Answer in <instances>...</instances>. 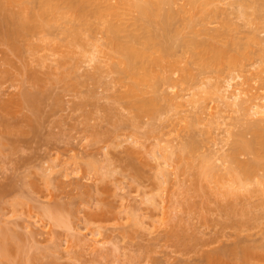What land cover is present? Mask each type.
<instances>
[{
  "label": "rangeland",
  "instance_id": "obj_1",
  "mask_svg": "<svg viewBox=\"0 0 264 264\" xmlns=\"http://www.w3.org/2000/svg\"><path fill=\"white\" fill-rule=\"evenodd\" d=\"M173 1L161 12L175 13L169 36L159 17L123 0H92L81 18L61 2L64 17L49 14L18 37L21 54L0 34V241L25 238L0 264H264V151L237 155L261 166L228 191L232 148L252 139L250 124L264 126L252 112L264 105V0ZM40 7L31 0L26 11ZM114 37L149 43L134 76ZM191 40L237 43L246 54L231 64ZM164 76L170 83L154 86ZM234 90L241 96L229 106ZM189 140L190 157L165 164V151L179 154ZM208 164L216 175L200 180Z\"/></svg>",
  "mask_w": 264,
  "mask_h": 264
},
{
  "label": "bare ground",
  "instance_id": "obj_2",
  "mask_svg": "<svg viewBox=\"0 0 264 264\" xmlns=\"http://www.w3.org/2000/svg\"><path fill=\"white\" fill-rule=\"evenodd\" d=\"M31 0H0V13H1V15H2V19H1V21H0V34H1V36L3 37V39H1V40H3L4 41V39L7 41V43H9L10 45H11V49L13 48L14 50H16L17 51V53L19 54L20 52H21V49H23V48H21L20 46V44L18 43V37L20 38L21 36H23V35H25V34H27V33H30V32H32L33 30H34V26L32 25V23L33 22H35V21H37V20H39V19H41V18H45V17H47L49 14H52V15H62L63 13V17L65 16V12L63 11V9H62V7H61V5H60V3L61 2H64L65 4H66V6L68 7V9H69V11H71L72 13H74L77 17H83L84 15H85V10H86V7L88 6V4L89 3H91V1L92 0H41V7H40V10L39 11H37V12H34V13H31V14H29V12L28 11H26L27 10V4L30 2ZM118 1V0H117ZM119 1H121V0H119ZM123 2H126L128 5H129V7H132V8H135L136 10H138V11H140L143 15H145L146 17H147V19H149V20H152V18L153 17H159L160 18V24H161V26H162V28H163V31H164V36H169V34H170V30H169V25H170V23H171V21H172V19L174 18V12L173 11H171V10H168V11H166L165 13H161L162 11H163V9L165 8V4H167V3H169V4H171V3H173L174 1L173 0H158V2L157 1H154V2H151V0H147V1H143V2H141L140 0H123ZM195 1H192V5H195ZM174 4V3H173ZM18 6V5H20L21 7H20V10L19 9H17L18 11H12V9L10 8L11 6ZM19 7V6H18ZM128 7V6H127ZM110 8V7H109ZM15 9V8H14ZM111 9V8H110ZM110 9H108V10H110ZM16 10V9H15ZM112 11V10H111ZM118 11V10H117ZM28 12V13H27ZM113 13H115V11H112ZM73 14V15H74ZM102 14V13H101ZM242 14L243 15H245L243 12H242ZM103 15V14H102ZM101 15V16H102ZM46 21V20H45ZM38 22V21H37ZM2 24H4L6 27H5V29H2L1 27H2ZM230 26V25H229ZM35 31V30H34ZM222 31V30H221ZM218 32V31H217ZM70 33H72L71 31H70ZM73 33H74V36L78 33V32H76L75 33V29L73 30ZM216 33V32H215ZM73 35V34H72ZM71 35V36H72ZM78 38H79V34H77L76 35ZM75 36V37H76ZM217 36H219V34L217 35ZM257 36V35H256ZM256 36H255V39L257 40V38H256ZM25 37V36H24ZM211 37H213V36H211ZM254 37V36H253ZM72 38H74V37H72ZM260 38V37H259ZM20 39H22V38H20ZM82 39V40H81ZM214 39V38H213ZM72 40V42H71V45H73L74 44V47H76V45L75 44H77V43H75V39H71ZM80 40L81 41H84L83 40V38H81L80 37ZM79 40V41H80ZM136 40V39H135ZM73 41H74V43H73ZM77 41V40H76ZM69 42V43H70ZM85 42V41H84ZM84 42H81V43H84ZM191 42V44H203V45H205L206 46V48L208 49V50H210L211 52H213V54H214V57L215 58H222V57H227V58H229V61H230V63L231 64H236V63H239V61H240V59L242 60V58H244V56H245V52L244 51H242L243 50V48H242V45H239V48H237V47H235V46H238V44L237 43H235V44H228V45H226V46H219V45H216V44H214V42L212 41V42H203V43H200V42H197V41H195V40H191L190 41ZM262 42V41H261ZM6 43V44H7ZM21 43V42H20ZM149 43L147 42L146 43V46H145V48H137V47H135L134 45H133V43L131 42V43H119L118 41H117V39L114 37V40H113V48H114V51L117 53V54H119L120 55V57H121V59H119V60H121L123 63H124V65H126V67H127V69L125 70L127 73H129V74H132V76H134V73H135V70L137 69V67H138V64L141 62V61H143L145 58H146V48H147V45H148ZM237 44V45H236ZM66 47V46H65ZM235 47V48H234ZM34 48V47H33ZM73 49H75V48H73ZM76 50V49H75ZM64 51V50H63ZM114 51H113V53H114ZM172 51H173V47L172 46H169L168 48H167V50H166V55L167 56H169V55H171L172 54ZM65 52V51H64ZM77 52H79V51H77ZM76 52V53H77ZM73 52H71V54H72ZM80 53V52H79ZM78 53V54H79ZM111 53H112V51H111ZM112 53V54H113ZM21 54V53H20ZM22 54H23V51H22ZM68 53H66V55H67ZM74 54V53H73ZM62 55V54H61ZM70 54H68V56H69ZM77 55V54H76ZM79 55H81V54H79ZM84 55V54H83ZM114 55H115V53H114ZM67 56V57H68ZM74 56V55H73ZM82 56V55H81ZM86 56V55H85ZM65 58V59H69V58ZM70 57V56H69ZM76 57H78V56H76ZM117 57H118V55H117ZM79 58V57H78ZM81 58V57H80ZM79 58V59H80ZM83 58H84V56H83ZM71 59H72V57H71ZM98 59V58H97ZM73 60V59H72ZM71 60V61H72ZM81 60H82V58H81ZM98 61V60H97ZM67 62V61H66ZM65 62V63H66ZM79 62V61H78ZM86 62V61H85ZM89 62V61H88ZM76 63V62H75ZM153 65H156V66H161V68H163V69H165L164 67H165V65L162 63L161 64V61L160 60H154L153 62ZM60 64V63H59ZM58 64V65H59ZM62 65V64H61ZM70 65V64H69ZM71 65H72V62H71ZM70 65V66H71ZM69 66V67H70ZM61 67V66H60ZM63 67H65V66H63ZM67 67V66H66ZM75 67L77 68V65H75ZM114 67V65L112 66V68ZM167 67V66H166ZM73 68V67H72ZM99 68V67H98ZM114 68H116V67H114ZM59 69V68H58ZM99 69H101V68H99ZM149 69H145V71H148ZM64 71V70H63ZM62 72V71H61ZM66 72V71H65ZM64 72V73H65ZM149 72V71H148ZM63 73V72H62ZM68 74H66V76H67ZM90 75H92V74H90ZM98 75H99V73H98ZM52 76V75H51ZM89 76V75H88ZM38 77V76H37ZM54 77V76H53ZM234 79V78H233ZM56 80V79H55ZM140 80H142V79H140ZM151 80H153V79H151ZM172 80V78H171V76H164V77H162L161 79H159L158 81H155V83H154V86H156V85H158V83H162L163 82V84H167V83H170V81ZM41 81H43V80H41ZM57 81V80H56ZM60 81H63L62 79L60 80ZM137 81V80H136ZM231 81V80H230ZM233 81V80H232ZM38 83V82H37ZM138 83H140L139 81H137L136 83H135V85L133 86L134 88L132 89V93H135V92H137L140 88H137L138 87ZM230 84V83H229ZM236 84V83H235ZM234 85V84H233ZM230 86H231V84H230ZM236 90H238V89H236ZM139 92V91H138ZM227 94V93H226ZM243 94V93H242ZM136 95V94H135ZM182 95H184V94H182ZM181 96V95H180ZM241 96V94H240V92H236L235 90L232 92V94H231V98H232V101L230 102V103H228V105L229 104H238L237 103V98H239ZM242 98V97H241ZM183 99V98H182ZM227 99H229V98H227ZM258 99V98H257ZM251 100V99H250ZM248 102V101H247ZM144 103H146V104H148L147 102H144ZM224 104L226 103V102H223ZM133 104H135L136 105V103H133ZM132 104V105H133ZM151 103L149 102V105H150ZM180 104V103H179ZM192 104V103H191ZM248 104H250V103H248ZM256 104V103H255ZM141 106H143V105H141ZM230 106V105H229ZM234 106V105H233ZM239 106V109H243L244 108V110H249L248 112L250 113V110L254 107V110L252 111V112H254L253 113V115H264V105H261L260 106V104H259V106H258V104H256L255 106H252V108H245L244 106H243V104L241 103V104H239L238 105ZM249 106V105H248ZM144 107H145V105H144ZM142 109H144V108H142ZM226 109V108H225ZM229 109V108H228ZM238 109V108H237ZM144 110H146V109H144ZM204 110V109H203ZM202 112V111H201ZM230 112V111H229ZM243 112V111H242ZM203 113H205V111L203 112ZM249 113H247V114H249ZM200 114V113H199ZM252 114V113H251ZM244 115H245V111H244ZM259 115V116H260ZM221 116V115H220ZM227 116V115H226ZM248 116V115H247ZM222 117V116H221ZM243 117V116H242ZM197 118V117H196ZM225 118V117H224ZM221 119H223V117L221 118ZM240 119V118H239ZM195 120H199V118H197V119H195ZM236 121V120H235ZM235 121L233 122V124L235 123ZM197 122V121H196ZM195 121H194V123H196ZM259 122V121H258ZM224 123V122H223ZM239 123V122H238ZM237 123V124H238ZM197 124V123H196ZM226 124V123H225ZM232 123H231V125H233ZM260 124H262V122L261 123H252V124H250V126L248 127V132H251V133H253V137H252V139H250V140H241L240 142H237L236 144H235V146L232 148V151H231V153H230V163L231 164H233V165H231V167H229L228 169V173L229 174H231V176L232 177H230L231 179H230V187L232 188V185L233 184H235L236 183V185L237 184H240L242 181H244V180H249V178L251 179V177L254 175V173H255V170L257 169V168H259L261 165H260V162L259 161H254V160H247V161H241L239 158H238V156H239V154H243V153H251V152H253V153H261V151H264V126L263 125H260ZM121 125V124H120ZM230 125V124H229ZM235 125H236V123H235ZM226 126V125H225ZM117 127V126H116ZM119 128V127H118ZM148 133V132H147ZM151 134H152V131H151ZM149 135V134H148ZM146 136V135H145ZM193 136V135H192ZM140 140V139H139ZM196 143L197 142H194L193 140H189V141H185L184 143H183V146H181V148H180V152H179V154H178V151L176 150L175 152H173L174 150H172L170 153L171 154H168L169 153V150L167 151V154H166V151H165V153H164V155H166L164 158H166V160L167 161H165L166 163L165 164H167V162H170V161H168V159H170L171 160V156L174 158V154H176V157L178 158V155H179V159L181 158H183L184 156H185V152L186 151H188L189 153H186V156H189L190 157V155H187V154H190L191 153V150H193L194 148H195V146H196ZM257 145H259V146H257ZM121 146V145H120ZM124 147V146H123ZM132 148V147H131ZM130 148V149H131ZM135 148V147H134ZM160 149V148H159ZM161 149H163L162 147H161ZM166 149H167V147H166ZM169 149V148H168ZM172 149H173V147H172ZM155 151V150H154ZM157 151V150H156ZM164 151V150H163ZM156 154H158L157 152H155V155ZM192 154V153H191ZM259 154H257V155H259ZM154 155V154H153ZM163 155V154H162ZM174 155V156H173ZM182 155H183V157H182ZM238 155V156H237ZM159 156H160V154H159ZM156 157V156H155ZM155 157H153V158H155ZM161 157V156H160ZM162 157V158H163ZM207 157V156H206ZM208 157H210V156H208ZM211 157H212V155H211ZM219 157V156H218ZM162 158H160V159H162ZM172 158V159H173ZM220 158V157H219ZM228 158V157H227ZM226 158V159H227ZM175 159V158H174ZM173 159V160H174ZM180 159V160H181ZM186 159V158H185ZM189 159V158H188ZM163 160V159H162ZM183 160H184V158H183ZM182 160V161H183ZM174 161H177V159H175ZM181 161V162H182ZM207 161L209 162V159H207ZM211 161V160H210ZM217 161H219V160H217ZM217 161H215V162H217ZM228 161V162H229ZM160 162V161H159ZM173 162V161H172ZM171 162V163H172ZM180 161H179V164L181 163ZM187 162V161H186ZM203 162L206 164L207 162H206V160H203ZM174 163V162H173ZM212 163H213V161H212ZM229 163V164H230ZM162 164V163H161ZM160 164V165H161ZM164 164V163H163ZM169 164V163H168ZM178 164V165H179ZM181 164H183V163H181ZM190 164V163H189ZM209 164H210V162H209ZM202 165L203 167L200 169V171H198V173H197V177H199V179L201 180V178L203 179V181H204V179H205V177L203 178L202 176H210L211 177V175H216L215 174V168L213 167V166H211V165ZM170 165V164H169ZM168 165V166H169ZM172 165V164H171ZM177 165V164H176ZM186 165V164H185ZM185 165L183 166V165H181L182 166V168L184 167V169L186 170L187 168H189L190 167V165L186 168L185 167ZM187 165H188V163H187ZM167 166V165H166ZM181 166H179V167H181ZM177 167V166H176ZM160 169H161V167H160ZM169 169H170V166H169ZM163 175L162 176H168V174L166 173V171H168V170H166V168L165 167H163ZM178 170V169H177ZM220 172V171H219ZM158 173H160V172H158ZM173 174H174V172H173ZM158 175V174H157ZM217 175H218V173H217ZM170 177V176H169ZM178 177V176H177ZM218 177V176H217ZM209 178V177H208ZM216 178V177H215ZM226 178H227V176H226ZM198 179V180H199ZM222 179H224V176L222 177V175H220L219 176V180L221 181ZM199 180V181H200ZM216 180V179H215ZM226 180V179H225ZM228 180V179H227ZM195 181V180H194ZM208 181H210V180H208ZM220 181H218V183L220 182ZM223 181V180H222ZM215 182V181H214ZM167 183V182H166ZM216 183V182H215ZM224 183H225V181H224ZM229 183V182H228ZM233 183V184H232ZM201 184V183H200ZM203 184V183H202ZM220 184V183H219ZM178 185V184H177ZM182 185V184H181ZM184 185V184H183ZM217 185V184H216ZM221 185V184H220ZM259 185H260V183H259ZM262 185V184H261ZM176 186V185H175ZM202 186V189H203V185H201ZM182 187V186H181ZM200 187V186H199ZM222 187H223V185H222ZM225 187V186H224ZM240 187V186H239ZM229 189V187H228V191H230V193L231 192H235L236 191V188H232V189ZM184 189H185V187H184ZM201 189V188H200ZM206 189V188H205ZM209 189V188H208ZM186 190V189H185ZM212 190V189H211ZM237 190H238V188H237ZM247 190V189H246ZM249 190H251V189H249ZM210 191V190H209ZM228 191H226V192H228ZM206 192V191H205ZM221 192V191H220ZM237 192V191H236ZM250 192V191H249ZM208 193V192H207ZM210 193V192H209ZM237 193H239V192H237ZM217 194V193H216ZM222 194H224V192L222 193ZM234 195V194H233ZM232 195V196H233ZM234 197H237L238 198V195L237 196H234ZM182 203V202H181ZM177 204H179V202L177 203ZM233 205V204H232ZM231 205V206H232ZM134 206V205H133ZM181 206V205H180ZM231 206H229L230 208H234V207H231ZM235 206V205H234ZM228 207V206H227ZM230 208H229V210H230ZM235 208H237V207H235ZM60 210H65L64 212H66V208H63V209H61L60 208ZM228 210V209H227ZM235 210V209H234ZM68 212V211H67ZM102 212V211H101ZM229 212V211H228ZM232 212V211H231ZM235 212V211H234ZM238 212V211H237ZM103 213H106V212H104L103 211ZM103 213H101V214H103ZM48 214H53V213H48ZM100 214V213H99ZM233 214V213H232ZM244 217V216H243ZM56 220L57 221H59V219L56 217ZM11 234V233H10ZM8 235L7 233H5L4 234V236H3V238L1 239V241H0V252H1V254L3 253V254H6V253H9V251L12 249V248H14L15 250H17V251H23V246H22V244H23V242L25 241V238H23V237H19V235H17V237H16V235ZM13 240H15V245H12V241ZM21 244V245H19V243ZM262 245V244H261ZM263 247H264V245H262ZM261 246V247H262ZM250 247V246H249ZM258 247V246H257ZM259 248V247H258ZM257 248V249H258ZM255 250H256V248H254ZM260 249V248H259ZM264 249V248H263ZM233 250V249H232ZM244 250V249H243ZM247 250V249H246ZM233 251H236V250H233ZM233 251H230V254L231 253H234ZM245 251V250H244ZM263 251V250H262ZM248 252H249V249H248ZM225 254V253H224ZM235 254H236V252H235ZM239 254H241V253H239ZM243 254V253H242ZM260 254V253H259ZM214 255V254H213ZM228 256V255H227ZM236 256H237V258H238V255L236 254ZM242 256V255H241ZM252 256H253V254H252ZM260 256V255H259ZM249 257H251L250 255H249ZM255 257V256H254ZM228 258H230V257H228ZM256 258V257H255ZM260 259V258H259ZM246 260H247V258H246ZM250 261V260H249ZM248 261V262H249ZM258 261V260H257ZM232 262V261H231ZM251 262V261H250ZM259 262V261H258ZM262 262V261H261ZM245 264H247V263H245Z\"/></svg>",
  "mask_w": 264,
  "mask_h": 264
}]
</instances>
